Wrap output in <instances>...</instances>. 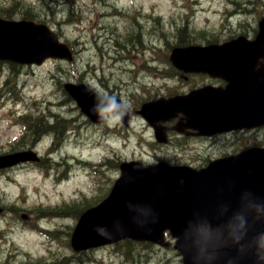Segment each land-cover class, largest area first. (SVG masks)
<instances>
[{
	"label": "rangeland",
	"instance_id": "1",
	"mask_svg": "<svg viewBox=\"0 0 264 264\" xmlns=\"http://www.w3.org/2000/svg\"><path fill=\"white\" fill-rule=\"evenodd\" d=\"M0 10L12 20L28 12L73 53L71 63L50 59L14 73L0 63V156L35 149L45 159L0 170V264H182L172 248L128 241L75 253L71 233L79 215L108 196L122 161L198 168L264 142V130L211 139L173 132L168 146L160 145L136 113L143 103L209 81L177 73L169 62L181 30L189 45L252 34L264 0H0ZM66 83L130 103L136 109L128 125L90 123ZM26 124L42 129L20 139Z\"/></svg>",
	"mask_w": 264,
	"mask_h": 264
},
{
	"label": "water",
	"instance_id": "2",
	"mask_svg": "<svg viewBox=\"0 0 264 264\" xmlns=\"http://www.w3.org/2000/svg\"><path fill=\"white\" fill-rule=\"evenodd\" d=\"M47 58L72 61L68 47L45 26L0 19V61L41 65ZM261 58H264V18L259 21L258 34L252 41L239 37L222 45L174 49L170 61L178 70L207 73L225 80L227 86L191 91L168 109L146 104L140 113L156 129L159 123L182 112L185 115L182 128L208 136L264 126ZM64 88L92 121H99L94 106L99 102L103 107L101 97L84 85L66 84ZM122 116L126 117V112ZM28 160L38 158L31 151L0 156V169ZM120 171L109 196L78 220L71 236L73 250L86 251L125 239L168 247L165 242L168 232L183 264H255L249 241L264 233V216L251 214L248 236L242 246L227 244L211 260L198 253L193 233L201 224H222L236 210L264 204V148L217 159L199 170L163 162L154 166L125 162ZM97 226L104 227L110 237L98 235Z\"/></svg>",
	"mask_w": 264,
	"mask_h": 264
},
{
	"label": "clouds",
	"instance_id": "3",
	"mask_svg": "<svg viewBox=\"0 0 264 264\" xmlns=\"http://www.w3.org/2000/svg\"><path fill=\"white\" fill-rule=\"evenodd\" d=\"M102 118L108 122L118 121L123 113L119 111L116 98L106 97L103 107L99 102L94 106ZM105 114H110L105 117ZM251 214L264 216V204L255 205L253 209H241L234 211L222 224L213 225L204 223L197 227L193 233V243L199 254L206 256L209 260L221 247L232 244L238 248L242 246L248 236V226ZM95 231L101 237H110V233L104 228L97 226ZM250 251L255 258V264H264V233L257 234L249 241Z\"/></svg>",
	"mask_w": 264,
	"mask_h": 264
},
{
	"label": "trees",
	"instance_id": "4",
	"mask_svg": "<svg viewBox=\"0 0 264 264\" xmlns=\"http://www.w3.org/2000/svg\"><path fill=\"white\" fill-rule=\"evenodd\" d=\"M0 12H1V10H0ZM22 15H23V14H22ZM23 16H25V17H24L25 19H31V18H32L31 15H30L28 12L24 13ZM182 31H184V30H181V31L179 32V36H178V42H179V44H178V45H180V46H184V45H188V44H190L191 41L185 39L186 34H183V35H182ZM9 66L11 67V70H12L13 73H14L16 70H18V69L16 68V66L13 65V64H9ZM32 122H34V119L32 120ZM32 122H31V123H32ZM30 126H31V128H30ZM41 127L44 129V128L48 127V126L44 123V124L41 125ZM41 127H40V126L37 127L36 124H34V126H33V125H28L27 130L30 129V131H34V133H36V132H38V131H40V130L42 129ZM34 133H33V134H34ZM129 242H130V241H128V243H129Z\"/></svg>",
	"mask_w": 264,
	"mask_h": 264
},
{
	"label": "flooded vegetation",
	"instance_id": "5",
	"mask_svg": "<svg viewBox=\"0 0 264 264\" xmlns=\"http://www.w3.org/2000/svg\"><path fill=\"white\" fill-rule=\"evenodd\" d=\"M204 76V75H203ZM204 77H206V76H204ZM209 81H207V83H204V84H212V85H216V86H224V82H222V81H220V80H217V79H211V78H208V77H206ZM203 84V85H204ZM172 123H173V125H174V123L175 122H169V123H167V125H168V127L169 128H171L172 127ZM260 131V130H259ZM254 132H256V131H254V130H242V131H238V132H232V133H228L227 134V136H230V137H234V136H238V135H241V134H243V135H250L251 133H254ZM173 133V131L172 132H169L168 133V135L170 134H172ZM219 136H223V135H218V136H215V137H219ZM178 137H182L183 139H185V136H181V135H178ZM168 138H169V136H168ZM170 139V138H169ZM207 139H211V138H207ZM170 143V140H169V142H168V144ZM248 146L247 147H249V144H247ZM261 145H264V142L263 143H261Z\"/></svg>",
	"mask_w": 264,
	"mask_h": 264
},
{
	"label": "bare ground",
	"instance_id": "6",
	"mask_svg": "<svg viewBox=\"0 0 264 264\" xmlns=\"http://www.w3.org/2000/svg\"><path fill=\"white\" fill-rule=\"evenodd\" d=\"M172 79V78H171ZM164 92V91H163ZM134 131V130H133ZM105 257V256H104Z\"/></svg>",
	"mask_w": 264,
	"mask_h": 264
}]
</instances>
